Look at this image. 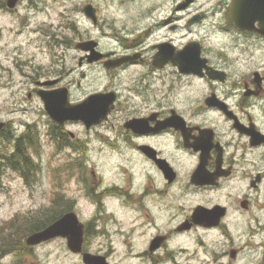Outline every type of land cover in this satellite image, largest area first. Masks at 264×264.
Returning a JSON list of instances; mask_svg holds the SVG:
<instances>
[{
	"label": "flooded vegetation",
	"instance_id": "obj_1",
	"mask_svg": "<svg viewBox=\"0 0 264 264\" xmlns=\"http://www.w3.org/2000/svg\"><path fill=\"white\" fill-rule=\"evenodd\" d=\"M27 1L10 8L8 0H0V12ZM82 1L81 12L86 5L94 11L93 26L100 24L104 8L112 24L121 19L107 36L109 48L103 50L97 39H78L76 55L61 59L59 82L45 85L52 80L26 77L32 86L27 100L41 89H62L74 105L97 93L113 98L100 124L60 126L63 150L78 154L70 159L81 174L78 195L98 219L111 217V200L144 215L150 200L170 196L182 213L173 236L182 240L187 233L191 244L173 248L172 233L155 231L142 254L147 264H186L177 260L184 254L187 264H264V15L243 12L244 0H238L237 14L235 0ZM233 15L242 19L239 28ZM88 41L101 59L90 60L97 55L78 48ZM61 43L73 40L63 37ZM94 67L106 79L98 89L86 85ZM46 120L50 140L52 122ZM15 123L23 124L19 135ZM0 124V145L8 144L0 151V168L12 169L6 156L19 141L33 144L35 124L1 118ZM91 152L123 160L115 166L123 186L82 161L81 155ZM72 199L65 213L79 209ZM148 216L143 225L154 230L156 222L146 221Z\"/></svg>",
	"mask_w": 264,
	"mask_h": 264
},
{
	"label": "rangeland",
	"instance_id": "obj_2",
	"mask_svg": "<svg viewBox=\"0 0 264 264\" xmlns=\"http://www.w3.org/2000/svg\"><path fill=\"white\" fill-rule=\"evenodd\" d=\"M34 1L29 0L15 10L0 12V118L35 124L39 142L36 151L35 144L23 148L31 162L38 164V171L30 184L24 181L19 171L6 167L0 171V236L6 232L20 236L23 232H20V226L24 225L26 232L25 228L29 224L27 219L52 207L53 201L58 202L62 195L64 199L73 198V201L78 202L79 209L75 213L81 222L92 226L90 236L83 246L84 251L107 255L109 264H147L148 260L146 262L142 255L146 242L154 238L155 231L173 232L172 229L182 219V213L178 211L179 205L170 196L163 198V201L158 196L157 203L150 200L146 204L149 212L140 215L138 211L125 210V203L123 205L120 201L111 200L108 202L111 217H94L92 206L77 193L81 183L80 170L74 166L72 170L63 172L62 167L73 165L70 159L78 157V154L70 149L64 151L56 142L49 141L45 133L47 120L42 102L37 96L31 100L26 98V93L32 88L26 77L36 81L48 79L59 82L61 59L69 57L70 60L76 55L74 46L78 39H97L101 48L107 50L111 44V38L107 36L113 34L122 21L120 19L112 24L109 11L103 7L100 24L93 26L81 12L84 6L82 0H38L37 6L32 4ZM35 7L40 9H34ZM73 22L76 23L75 29L71 25ZM63 37L73 40V43L60 44ZM102 73L100 68H92L86 85L95 89L105 85L106 79ZM14 125L18 126L17 134H21L24 129L19 126L23 124ZM10 144L13 146V143ZM4 145L8 146L7 143L1 144L2 152ZM8 150L12 152L13 148ZM81 159L88 162L94 173H103L107 179L122 185L115 168L116 165L123 164L120 157L107 152H91L81 155ZM89 175L88 173L90 178ZM143 216H148L146 221L153 219L157 228L152 230L148 229L149 225H143ZM173 235L169 236L170 246L189 248V234L180 235L182 240H177ZM188 258V254H184L177 260L187 264ZM0 264L82 262L80 256L68 252L65 240L53 239L28 249L27 252L0 253Z\"/></svg>",
	"mask_w": 264,
	"mask_h": 264
},
{
	"label": "water",
	"instance_id": "obj_3",
	"mask_svg": "<svg viewBox=\"0 0 264 264\" xmlns=\"http://www.w3.org/2000/svg\"><path fill=\"white\" fill-rule=\"evenodd\" d=\"M19 0H8V7L14 8ZM238 0H235L232 5V12L237 14L235 9L238 7ZM243 12H251L252 18L261 17L264 15V0H244ZM85 16L95 23V15L90 5L83 8ZM235 27L239 28L241 25V18L237 15L232 17ZM96 44L94 42H87L78 45V48L83 51H90L97 56L91 57L90 60H99L103 55L95 51ZM182 52L181 54H183ZM121 60L117 61L120 65ZM182 69V68H181ZM186 72H193L194 69L188 68ZM54 82H47L45 85H51ZM38 96L43 102L44 110L47 115L58 125H63L67 121H81L87 128L99 124L106 119L110 111V105L113 98L109 94H95L90 96L80 104H70L66 94L62 89L56 91H39ZM1 129V124H0ZM61 238L66 241V247L69 252L73 254L82 253V245L84 238V225L78 220L75 213L70 212L63 215L60 219L54 222L47 228L29 235L25 243L30 247L40 245L53 239ZM156 245L151 246L153 251ZM82 264H108L105 257L93 255L90 253L82 254Z\"/></svg>",
	"mask_w": 264,
	"mask_h": 264
},
{
	"label": "trees",
	"instance_id": "obj_4",
	"mask_svg": "<svg viewBox=\"0 0 264 264\" xmlns=\"http://www.w3.org/2000/svg\"><path fill=\"white\" fill-rule=\"evenodd\" d=\"M60 134L61 133L57 130V128L54 129L52 131L53 140H59ZM33 143H35L37 149L38 143L36 141V137ZM20 144L21 141L18 142L15 153L13 152V154H11L10 156H6V160L9 161V165L12 167V169L15 171H19L20 175L23 176V178L26 180V183L30 184V180L34 176L35 172L38 171V166L37 164L31 162L29 156H26V153L23 150L24 146ZM23 164L26 165V169L23 168ZM72 169L73 168L71 167V170ZM1 170L2 169L0 168V171ZM70 205L71 201L69 199H64L61 195L59 196L58 202L56 200L53 201L52 207L41 211L40 214L35 217L27 219L29 221V224L25 228L26 232L24 230V225L20 226V232L23 231L20 236H18V234L14 235L12 232L3 233L0 236V253L10 254L17 253L19 251L27 252L28 247L24 243L26 237L32 233L41 231L53 224L66 212L65 207H69ZM88 234H90V229L86 228V235Z\"/></svg>",
	"mask_w": 264,
	"mask_h": 264
}]
</instances>
